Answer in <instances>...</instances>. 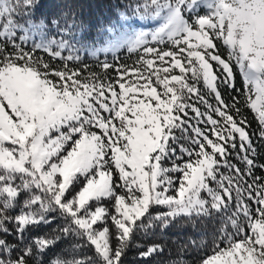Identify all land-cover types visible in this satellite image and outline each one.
I'll return each instance as SVG.
<instances>
[{"label": "snow or ice", "instance_id": "snow-or-ice-1", "mask_svg": "<svg viewBox=\"0 0 264 264\" xmlns=\"http://www.w3.org/2000/svg\"><path fill=\"white\" fill-rule=\"evenodd\" d=\"M38 3L0 0V264H125L137 235L201 217L220 226L195 264H264V0H135L121 19L155 27L108 29L99 72Z\"/></svg>", "mask_w": 264, "mask_h": 264}, {"label": "trees", "instance_id": "trees-1", "mask_svg": "<svg viewBox=\"0 0 264 264\" xmlns=\"http://www.w3.org/2000/svg\"><path fill=\"white\" fill-rule=\"evenodd\" d=\"M135 0H39L38 6L35 9V19L38 22L44 18L48 26L52 25V20H58L61 27L64 26L66 20L71 23L74 19L79 24L80 30L78 38L84 47L93 45L102 39L101 30L106 26L111 25L117 20L119 14L125 11H131L129 5H134ZM56 28V27H55ZM220 51L224 56L227 55L226 50L221 45ZM44 55L43 53H40ZM83 63L90 65L93 71L99 72L97 67V57L88 54L80 55ZM100 61L115 63L113 54H99ZM116 58L119 61L131 64L136 59L135 54H129L127 50H122L116 53ZM110 75H114L112 70H109ZM236 87L242 89L243 81L238 74L236 75ZM224 98L231 100L232 95L236 93H229V90L221 88ZM211 99V98H209ZM242 111L250 121L251 128L257 129V122L254 119V114L248 109L243 108V96L239 97ZM203 110V109H202ZM254 142L259 153L257 163L264 164V145H262L257 138L254 137ZM243 168V165H240ZM256 175L264 176V171L257 168ZM220 221L216 218H180L166 229H155L148 234L141 233L136 236L134 245L128 250L125 257V264H170L174 259L183 255L185 259L189 260L191 264L199 256L209 248L213 243L214 235H218V228ZM49 231L47 227L34 228L28 233V237H35ZM192 240L196 241L194 245ZM201 241L204 242V248L197 252V246ZM159 244L164 246L163 254L153 256L147 261L140 258L139 253L150 245ZM67 247L66 242L61 241L57 251ZM183 249V251H181Z\"/></svg>", "mask_w": 264, "mask_h": 264}, {"label": "rangeland", "instance_id": "rangeland-1", "mask_svg": "<svg viewBox=\"0 0 264 264\" xmlns=\"http://www.w3.org/2000/svg\"><path fill=\"white\" fill-rule=\"evenodd\" d=\"M124 15H128V16H131V14H124ZM131 24V26L133 28H136V29H143V30H151V28L155 27V22H152V21H148V22H142L138 19H131L129 21H124L121 19V16L119 17L118 21H117V28H120L121 25H124V26H127ZM108 29H113L115 30L116 28L114 27H109L107 28L106 30H104V33L106 32V37H105V40L103 39L102 42H97L96 44H93V45H90V46H87V47H83V49L81 50V53H87L89 54V51L93 48H98V47H103L105 45V41L106 39L111 35L109 32H108ZM57 38H59V36H57ZM36 39L38 40L39 37H36ZM111 53V52H110Z\"/></svg>", "mask_w": 264, "mask_h": 264}]
</instances>
